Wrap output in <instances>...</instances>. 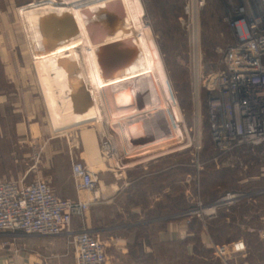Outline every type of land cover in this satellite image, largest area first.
Here are the masks:
<instances>
[{
  "label": "rangeland",
  "instance_id": "374dc122",
  "mask_svg": "<svg viewBox=\"0 0 264 264\" xmlns=\"http://www.w3.org/2000/svg\"><path fill=\"white\" fill-rule=\"evenodd\" d=\"M140 1L144 10L142 19L152 31L163 60L170 84L171 96L176 101L182 116L178 123L174 120V105L171 103L166 105L164 95L157 86H155L156 88L152 87L154 97L153 94L147 93L145 86H139L141 95L137 100L135 99L136 101L134 100L132 104H127V106L114 105V103H111L110 98L114 102L113 97L118 90L129 89L131 86L103 88L102 100H97L96 91L89 81L80 50L76 49L64 54L49 55L43 58L35 57L34 59L18 11L8 12L11 25L0 27V33L6 34L5 42H0V90H2L0 94H8L14 97L23 92V86H36L43 94L41 96L48 106L46 110L49 111L50 115L47 111V124L52 129L59 130L54 131L57 134L59 133L58 135H64L57 142L56 149L64 151L68 147L71 151L74 148H81L82 141L75 137L76 135L72 134V131L78 133L86 128L91 129L96 140L98 159L89 167L99 172L98 202L103 199V196H105L103 192L106 190V183L100 175L101 172L105 171L115 178H121L122 175L115 176V174L123 173L122 167H130L139 160H148L161 152H167L170 153L169 159L172 164H182V171L185 169L188 173L187 195L185 200L182 196V204L185 203L187 210H193L198 207L199 199L206 203L210 200L212 202L228 191H236L234 190L237 189L235 188L236 181L241 172L237 169L234 170L235 173L233 171L220 173L212 166L214 163L222 164L227 158L226 155L219 154L215 150L211 140L203 76L219 69L226 47L234 41V32L229 24V18L234 15L236 7L242 0H204L203 7L198 10L196 23L191 15L186 12L185 4L187 0ZM2 13L3 10H0V14ZM193 24H195L194 28ZM195 40L197 41V47L195 46ZM196 70L199 77L197 83L199 86L198 100L196 96ZM74 86H87L92 96V101L87 107L82 105V100L75 102L71 95ZM145 98H152L154 101ZM144 99L145 101H143ZM114 106H117V108ZM120 107H123L122 109H125V111H122ZM144 112L145 114H143ZM138 115L141 117L139 118ZM10 120L6 118V123H9ZM86 121L89 122L85 123ZM11 124L14 126L13 120ZM176 126L180 129L177 134L175 132ZM63 128H65V132L62 130ZM152 132H161V136L153 143H151L152 137L149 138V136H152L150 134ZM13 133L12 140H10L11 149L18 144L17 134H15V131ZM141 133L144 134V137H137L142 135ZM67 136H69V140ZM25 141L27 142L24 145L27 146L28 156L22 158L20 165L16 162L17 159L19 160V156L10 151V154L5 157L11 163L9 165L11 170H4L5 174L3 177L1 176V180H16L24 177L26 182H31L36 177L44 178L37 167L42 157V147L34 143L29 137ZM8 143L9 141H7V146H9ZM198 146L200 147L198 148ZM57 156V163L62 170L67 166L64 160L67 156L63 152ZM1 157V159L4 158V156ZM217 157L219 158L216 162ZM25 167L28 168L27 172L23 170ZM247 172L248 175H254L256 171L253 169ZM174 185L173 182V191L178 192L179 186L174 187ZM183 188L182 186V192ZM84 193L86 198L93 195ZM73 199H78V197ZM147 199L148 197L145 198V202ZM174 199L178 202V195L173 198V201ZM125 203L126 212L132 216L133 213L129 211L131 203L126 201ZM221 212L222 210L218 211V214L220 215ZM196 216L198 215L195 213L186 216V218L188 222H192ZM79 221L78 226L73 225L75 229H79L82 225L81 218H79ZM148 224L149 221L142 224L138 229L139 233L147 231L149 229ZM84 225L86 226V224ZM238 229L237 225L228 224L222 228L221 235L226 237L227 232L231 234L238 231ZM218 230L220 229L218 228ZM61 235H65L70 244L68 235ZM234 237L238 236L235 235ZM154 241V238H151L147 242L156 246L155 254L146 253L140 249H136L134 252L135 257L143 264H147V262L154 259H156V264H195V258L198 257V264H241L243 262V258L234 253L229 254L225 260L218 259L214 255L212 247L203 245L201 240H197L195 236L188 238L185 244L177 240L172 241L171 245H166V247L157 246ZM188 243H191L193 248L197 244V253L194 249V254L188 251ZM114 253L112 249L107 248L110 260H113L112 255ZM130 263V260L124 259L123 264Z\"/></svg>",
  "mask_w": 264,
  "mask_h": 264
},
{
  "label": "crops",
  "instance_id": "0c3cea01",
  "mask_svg": "<svg viewBox=\"0 0 264 264\" xmlns=\"http://www.w3.org/2000/svg\"><path fill=\"white\" fill-rule=\"evenodd\" d=\"M39 1L41 0H0V10H3L0 14V27L10 26L8 12L18 11L25 29L23 9L39 5L37 4ZM5 36V33H0V42H5ZM41 95L43 94L36 86H23V92L14 97L0 94V178L4 176V170H11L9 167L11 163L5 157L10 151L19 156L16 162L20 165L22 158L28 156L27 146L24 144L27 143L25 139L29 137L42 147V157L37 167L55 193L61 198L84 199L86 194L77 189L72 175V161L78 160L91 166L98 159L94 133L87 128L78 133L72 131V134L82 141L81 148H74L71 151L68 147L64 151L56 149L57 142L64 135H58L59 133L54 131L59 130H54L47 124L46 107L48 106ZM48 114L50 115L49 111ZM6 118L11 119L9 123H6ZM12 120L14 126L11 124ZM87 122L89 121L85 123ZM62 130L65 132V128ZM13 131L17 134L18 144L11 149L10 140ZM160 133H150L152 136L149 138L153 139L151 143L156 142L161 136ZM67 139L69 140V136ZM7 141L10 147L6 145ZM247 150L244 154L226 155L227 160L222 164L214 163L212 166L220 173L230 171L235 173L234 170L237 169L241 171L236 181L237 189L234 190L247 193L261 190V193L253 196L252 199L243 200L228 210H222L220 215L217 213L214 216H196L192 222H188L187 218L182 216L187 210L185 203L182 204V196L185 200L188 173L185 169L182 171V164H172L169 159L170 153L161 152L148 160H139L130 167H122L121 178H115L105 171L101 172L100 175L106 183V190L103 192L105 196L91 206L84 221L86 227L96 231L106 242L107 248L115 252L112 255L113 260L108 257L107 264H123L124 259L130 260V264H143L135 257L134 252L140 249L155 254L156 246L147 242L151 238H154V244L156 243L157 246L166 247L177 240L185 244V241L192 236L201 240V243L207 247L242 237L248 249L246 254H238L243 258L241 264H264V238L258 233L259 228L264 224V147ZM61 152L67 156L64 159L67 164L66 170L65 168L61 170L57 163V155ZM1 156L4 158L1 159ZM253 169L256 171L254 175H248L247 171ZM23 170L27 172L28 168L25 167ZM173 182L174 187L179 186L178 192L173 191ZM177 195L179 201L175 199L173 201ZM146 197L148 199L145 202ZM124 200L131 203L129 211L133 213V217L126 212ZM210 202L211 200L207 201ZM144 219H148L149 229L139 233L138 229L147 222H143ZM79 223V218L74 217L73 225L78 226ZM228 224L237 225L239 229L231 234L227 232V236L223 237L222 228ZM235 235L238 237H234ZM187 249L194 254V250L197 253L198 247L196 244L193 248V245L188 243ZM198 262L199 257L195 258V264ZM0 264H75V254L65 235L28 236L22 232L0 231ZM147 264H156V259Z\"/></svg>",
  "mask_w": 264,
  "mask_h": 264
},
{
  "label": "built area",
  "instance_id": "2783aa9c",
  "mask_svg": "<svg viewBox=\"0 0 264 264\" xmlns=\"http://www.w3.org/2000/svg\"><path fill=\"white\" fill-rule=\"evenodd\" d=\"M204 2L187 0V14L193 18L194 6L198 13ZM229 24L234 41L226 47L219 69L203 76L211 140L222 155L244 154L247 149L264 147V0H242L229 18ZM72 175L77 189L93 194L91 197L61 198L43 177L31 182H26L24 177L0 180V231L44 236L67 234L75 264H107L106 242L84 225L86 213L99 199V172L73 160ZM260 193L261 190L228 191L210 203L199 199L198 207L186 210L182 216L195 213L214 216ZM74 217L82 220L79 229L73 227ZM258 233L264 238V224ZM212 249L218 259L225 260L232 253L246 254L248 245L240 237L215 243Z\"/></svg>",
  "mask_w": 264,
  "mask_h": 264
},
{
  "label": "bare ground",
  "instance_id": "6f19581e",
  "mask_svg": "<svg viewBox=\"0 0 264 264\" xmlns=\"http://www.w3.org/2000/svg\"><path fill=\"white\" fill-rule=\"evenodd\" d=\"M143 11L140 0H48L46 3L32 5L23 9V22L32 54L36 58L64 54L76 49L78 51L80 50L89 81L96 91L97 100H102L101 93L103 88L108 89L113 88V86H131L130 88L128 87L129 89L116 90L117 92L113 97L114 102L107 93L111 103H114V105L127 106V104H132L134 100H137L141 95L139 86H145V88H147V93L151 95L153 94L152 87L157 86L164 95L166 105L167 103L174 105V120L178 123L182 116L176 101L171 96L170 84L167 79L163 60L153 38L152 31L142 19ZM50 13L56 15L69 14L72 16L76 23L77 32L74 33L75 35L67 36L60 40H50L46 38L43 34L44 30H41V26H43V22ZM196 17V6H194L193 20L195 23ZM93 18H97L98 22H100L99 24H102L101 21H104V24L107 23V26L111 28L107 30L101 26H95L93 24ZM195 38L197 37L195 36ZM115 41L120 42V46L123 50L120 48L114 49V47L112 50H108V46ZM195 46L197 47L196 40ZM109 52L115 54V56H121L120 53L123 54V52H126L125 64L119 68H114L113 64L109 63ZM198 81L199 77L196 70V87L198 86ZM107 96L106 98L108 100ZM152 96L154 97L155 94ZM145 99L143 101H145ZM149 99L150 101L153 100L152 98ZM115 108H117V106ZM120 108L122 109L123 107ZM122 111H125V109H122ZM143 114H145V112ZM135 118L134 116V119ZM150 122L149 124H151ZM138 131L141 132L140 130ZM169 131L171 132L172 130ZM175 132L176 134L180 132L177 126Z\"/></svg>",
  "mask_w": 264,
  "mask_h": 264
},
{
  "label": "water",
  "instance_id": "95a60500",
  "mask_svg": "<svg viewBox=\"0 0 264 264\" xmlns=\"http://www.w3.org/2000/svg\"><path fill=\"white\" fill-rule=\"evenodd\" d=\"M42 1L43 0L37 2V4L44 3ZM101 22L102 24H99L100 22H98V19L93 18V24L95 26H101L107 30L111 28L107 26V23L104 24V21ZM41 27V30H44V36L50 40H60L61 38L63 39L67 36H73L75 35L74 33L77 32L75 20L69 14L56 15L50 13L49 16L46 17V20L43 22V26ZM108 47L109 51L112 50L113 47L114 49H122L120 46V42L118 41L113 42V44H110V46ZM108 54L109 63L113 64L114 68H119L120 66L125 64L126 52H123V54L120 53L121 56H115V54L111 52H109ZM71 95L73 96L75 102H80V100H82V105L84 107H87L92 101V96L87 86H74V91L71 93Z\"/></svg>",
  "mask_w": 264,
  "mask_h": 264
}]
</instances>
